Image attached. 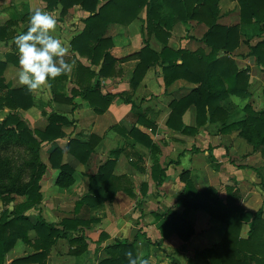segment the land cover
<instances>
[{
    "label": "crops",
    "instance_id": "0c3cea01",
    "mask_svg": "<svg viewBox=\"0 0 264 264\" xmlns=\"http://www.w3.org/2000/svg\"><path fill=\"white\" fill-rule=\"evenodd\" d=\"M36 8L56 16L57 23L50 34L67 44L63 59L72 64V69L65 73L67 78L61 82L59 90L60 97L67 100H53L47 80L41 88L31 90L32 104L20 109V114L30 126L45 118L44 112L56 111L72 120L64 127L66 136L57 142L65 149L62 161L69 163L74 171L70 185H57L55 181L60 170L51 167L46 153V158L42 159L46 169L39 181L43 184L39 189L41 202L37 207L28 208L24 214L34 220L40 212L45 220L57 226L63 218L78 217L87 221V224L79 225L75 233L84 237L86 248L79 253H70L69 240L58 237L47 254V264H98L108 256L105 246L114 238L134 242L135 255L141 253L150 259V264H195V251L219 242L226 224L202 208L190 209L184 216L193 229L187 241L176 233L161 234L159 225L164 217L169 213L183 212L181 194L188 181L198 190L214 188L223 201L232 193L233 201L239 206L248 210L262 208L264 218V154L253 150L252 145L239 135V130L220 132L219 120L198 125L194 104L186 107L180 120L175 119V125L167 124L170 101L186 96L198 83L179 77L166 85L163 65L156 62L136 70L138 58L111 63L101 72V57L91 63L89 56L74 51L73 39L82 32L83 19L90 14L79 4L64 7L58 2L51 8L45 0H0V26L7 25V33L11 34L9 39L0 37V61L5 63L1 75L4 88L0 90V96L8 89L25 86L17 78L19 54L13 38L28 26L26 15ZM218 8V23L235 25L240 22L236 0H219ZM145 20L146 8L143 7L127 24L109 23L103 33L107 40L102 49L108 50L116 59L139 53L146 44L156 52L164 47L210 51V46L202 41L207 30L203 22L177 20L169 35L156 37L153 33L148 35ZM240 30L239 43L231 56L238 68L246 70L248 83L245 96L231 93L219 100V105L229 112L228 122L242 119L247 103L255 110L264 108V65H258L255 57L248 54L249 45H254L262 37L251 27ZM223 54L221 49L218 50L217 56ZM80 65L88 68L82 70ZM96 82L99 88L91 96L94 102L103 104L106 97H112L101 112H97L96 105L79 93L81 86ZM8 110L5 107L0 111ZM183 126L191 129L184 131ZM90 134L100 140L85 162L66 152L69 137L87 139ZM144 137L157 149L152 151ZM107 158L114 159L112 174L130 177L133 194L118 190L112 199L91 205L82 197L88 189V175L95 173ZM161 171L162 182L158 184ZM2 209L1 203L0 216ZM247 231L248 224L244 222L240 237L246 238ZM28 234L29 240L35 236L33 230ZM35 251L29 242L17 238L6 251L2 264H11L13 259Z\"/></svg>",
    "mask_w": 264,
    "mask_h": 264
},
{
    "label": "trees",
    "instance_id": "16d2710c",
    "mask_svg": "<svg viewBox=\"0 0 264 264\" xmlns=\"http://www.w3.org/2000/svg\"><path fill=\"white\" fill-rule=\"evenodd\" d=\"M48 7H54L60 2L64 7L79 4L90 14L83 19L82 32L73 39L72 49L79 54L90 57L91 63L102 58L100 71L109 64L123 62L138 58V68L147 67L151 63L163 65L165 84L168 85L176 78L184 77L198 83L192 91L184 97L173 99L169 106L167 124L175 125V119L181 118L183 111L190 104L197 110V124L202 125L208 121L221 122L219 131L230 129L239 130L238 133L253 150L264 154V108L255 110L250 104L244 105V117L240 120L228 122L229 112L219 105L221 98L229 94L245 96L248 76L245 69L238 68L231 56L233 49L238 45L240 32L243 27H251L254 33L262 38L254 45H249L248 54L255 57L258 65H264V0H236L240 9V22L235 25H223L217 22L219 0H45ZM146 8V29L148 35L153 33L156 37L170 34L172 25L177 20H197L207 26L202 41L210 46L206 53L203 49L190 51L186 49L171 50L162 48L154 51L146 44L139 53L123 58L112 57L108 50H103L106 38L103 33L109 23L127 24L137 17L138 12ZM32 13V12H31ZM31 13L27 14L28 19ZM25 17V16H24ZM11 22H8L10 24ZM30 23V20H29ZM29 26V24H28ZM28 26L23 29L26 31ZM8 26H0V37L9 39ZM15 44V42H14ZM224 52L217 56L218 50ZM167 61V62H166ZM165 62L167 64H165ZM5 63L0 61V90L4 88L2 72ZM82 70L88 68L80 65ZM65 73L52 78H47L51 86L53 100H67L61 98L59 90L61 82L67 77ZM137 81L135 82V84ZM98 84L86 83L81 86L79 93L92 102L97 112L106 109L112 97H106V102H94L91 98L98 90ZM264 93V91H263ZM114 97V96H113ZM32 104L31 90L27 86L11 88L0 96V110L5 107L9 110L0 121V144L21 145L28 151L26 165L30 169L29 180L22 185L17 183L19 175H11L12 185L9 190L18 194H25V199L12 204L11 210H2L0 216V264L3 263L6 251L15 243L17 238L29 242L36 249L30 255L22 256L11 261V264L36 262L47 264L46 257L50 247L58 237H65L70 243V253H79L87 246L82 235H78V226L87 224L78 217L63 218L60 223L49 222L39 212L34 220L24 212L30 207H37L41 202L40 179L46 169V164L40 158V149L47 147V158L53 168H58L60 173L56 184L68 186L73 182V167L62 161L65 149L57 142L66 136L64 127L72 122L56 111L44 112V120H37L30 126L20 114V109H26ZM184 131L190 127L183 126ZM135 130H133L134 132ZM132 132V131H131ZM133 134V133H132ZM151 150L157 148L146 137ZM100 137L90 134L87 139L72 137L67 139L66 152L70 153L80 162H85L93 151ZM115 154V153H114ZM114 159L107 158L98 166L97 171L88 175V189L84 199L91 205H97L114 197L118 190H123L132 195V182L128 175H114L112 168ZM245 167H250L245 164ZM163 171L160 172L157 183L162 182ZM184 210L181 214L169 213L159 225L161 234L168 236L176 233L182 240L187 241L193 233L192 226L184 216L190 209L202 208L211 216L216 217L226 224V230L219 242L209 248L196 250L195 264H264V218L262 208L257 210L245 209L233 201V194L223 201L214 188L208 187L198 190L190 181L185 182V190L181 194ZM7 212L10 214L7 215ZM248 224L247 237H240L242 223ZM34 231V238L29 240V231ZM108 256L98 264H128L129 257L126 253L135 255L134 242L124 238H114L105 246ZM78 264V263H71ZM194 264V263H192Z\"/></svg>",
    "mask_w": 264,
    "mask_h": 264
},
{
    "label": "clouds",
    "instance_id": "9594fccd",
    "mask_svg": "<svg viewBox=\"0 0 264 264\" xmlns=\"http://www.w3.org/2000/svg\"><path fill=\"white\" fill-rule=\"evenodd\" d=\"M29 20L27 30L20 32L13 39L19 54L18 81L32 90L41 88L47 78L71 72L72 64L63 59L68 50L67 44L50 34L56 26V16L36 8ZM126 255L129 257L128 264H150V259L141 253L133 256L128 252Z\"/></svg>",
    "mask_w": 264,
    "mask_h": 264
},
{
    "label": "rangeland",
    "instance_id": "374dc122",
    "mask_svg": "<svg viewBox=\"0 0 264 264\" xmlns=\"http://www.w3.org/2000/svg\"><path fill=\"white\" fill-rule=\"evenodd\" d=\"M5 113V111H0V121L3 119ZM38 120L42 122V118ZM47 147L43 146L40 149L41 160L46 158ZM28 156L27 149L21 145L0 144V204L2 203L3 211L11 210L12 202H21L26 197L25 194H18L17 192L10 191L9 188L12 185L13 179L11 175H19V180H17L19 185L25 184L29 180L30 169L26 165ZM42 185L40 184V187ZM9 214L7 212V215Z\"/></svg>",
    "mask_w": 264,
    "mask_h": 264
}]
</instances>
